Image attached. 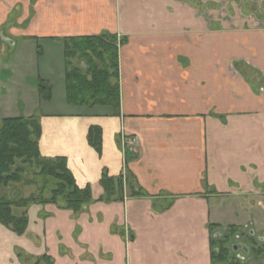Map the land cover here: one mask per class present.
Masks as SVG:
<instances>
[{
  "label": "crops",
  "instance_id": "1",
  "mask_svg": "<svg viewBox=\"0 0 264 264\" xmlns=\"http://www.w3.org/2000/svg\"><path fill=\"white\" fill-rule=\"evenodd\" d=\"M0 34V48L28 51L32 68L52 57L39 74L52 89L62 39H125L118 116L67 102L37 115L41 157L65 158L93 202L77 215L14 210L27 228L18 236L0 224V264H211L210 225L264 235V0H0ZM122 137L138 143L123 153ZM103 171L129 172L145 196L98 201Z\"/></svg>",
  "mask_w": 264,
  "mask_h": 264
},
{
  "label": "trees",
  "instance_id": "2",
  "mask_svg": "<svg viewBox=\"0 0 264 264\" xmlns=\"http://www.w3.org/2000/svg\"><path fill=\"white\" fill-rule=\"evenodd\" d=\"M35 39V38H34ZM65 60V98L70 106L88 109L109 108L118 116L120 110V88L118 69V50L125 43L116 35L73 37L62 39ZM41 54L37 47V56ZM38 93L41 101L52 98L51 86L40 80ZM40 125L36 116L30 118H5L0 120V224L21 236L27 228V218L22 212L15 216V209L24 211L30 205H55L64 210L79 214L93 202L91 190L80 189L68 169L65 158H43L39 153ZM87 142L97 153L101 151V131L90 128ZM134 157L131 155L130 158ZM129 155H125L128 162ZM31 172V178H26ZM13 184L34 186L36 192L26 198L8 197L4 190ZM102 196L100 202H122L125 192L131 197H144L145 193L137 185L129 172L111 178L105 171L100 179ZM219 227L210 225V232ZM240 229L227 228L226 234L211 243V264H240L230 247L231 240ZM247 242L251 262L264 264V242L247 235H240ZM217 248L215 253L212 249ZM32 264H53L47 256L36 259Z\"/></svg>",
  "mask_w": 264,
  "mask_h": 264
},
{
  "label": "rangeland",
  "instance_id": "3",
  "mask_svg": "<svg viewBox=\"0 0 264 264\" xmlns=\"http://www.w3.org/2000/svg\"><path fill=\"white\" fill-rule=\"evenodd\" d=\"M14 20L15 15L10 16L5 29L9 31L11 27L15 28ZM1 36L0 34V38ZM6 47L8 46L2 42L0 48V120L2 118H21L31 114L37 117V115L39 116L49 111L64 112L66 109H61V106H66L64 91L65 60L62 54L60 59L58 56V62L62 65V73H54L52 75L53 78L51 77L54 89L51 87L52 98L50 101L53 103L49 105L48 102L50 101L44 102L40 100L38 83L42 80L39 74H44L43 68L54 65L52 57L48 58V56H45L43 60L38 62L34 60L32 68L29 63L30 55L28 51H24L23 55H19L20 57L11 58L12 50L8 51ZM26 178H31V172H27ZM35 192L36 188L34 186H25L23 184H13L3 191L8 197L17 196L20 198H26ZM232 207H236V205Z\"/></svg>",
  "mask_w": 264,
  "mask_h": 264
},
{
  "label": "flooded vegetation",
  "instance_id": "4",
  "mask_svg": "<svg viewBox=\"0 0 264 264\" xmlns=\"http://www.w3.org/2000/svg\"><path fill=\"white\" fill-rule=\"evenodd\" d=\"M228 227H230V226H228ZM228 227H225V228L219 227L214 232H212V233L210 232V235H211L210 241H211V239L212 240L221 239L226 234ZM237 228L240 229V234L238 233L234 236V238L231 240L230 247L233 249L235 258L240 262V264H247V263L251 262V257L249 255V247H248L247 242L244 239V237L242 238V236H240V235H242V234L247 235V236L252 237V238H254L260 242H264V235L257 234L251 225H246V226H241V227L239 226ZM212 250L215 253L218 252L217 248H214Z\"/></svg>",
  "mask_w": 264,
  "mask_h": 264
},
{
  "label": "built area",
  "instance_id": "5",
  "mask_svg": "<svg viewBox=\"0 0 264 264\" xmlns=\"http://www.w3.org/2000/svg\"><path fill=\"white\" fill-rule=\"evenodd\" d=\"M137 143H138L137 138H132V137H129V138L125 137L124 138V137H122L120 140V147H121L123 153H125L126 151L129 152V150H131V149L127 150L126 148H128V147L132 148V146H136Z\"/></svg>",
  "mask_w": 264,
  "mask_h": 264
}]
</instances>
